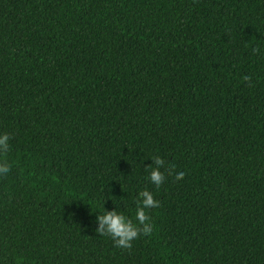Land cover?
I'll return each mask as SVG.
<instances>
[{"label": "trees", "instance_id": "trees-1", "mask_svg": "<svg viewBox=\"0 0 264 264\" xmlns=\"http://www.w3.org/2000/svg\"><path fill=\"white\" fill-rule=\"evenodd\" d=\"M0 134V264H264V0H0Z\"/></svg>", "mask_w": 264, "mask_h": 264}, {"label": "clouds", "instance_id": "clouds-1", "mask_svg": "<svg viewBox=\"0 0 264 264\" xmlns=\"http://www.w3.org/2000/svg\"><path fill=\"white\" fill-rule=\"evenodd\" d=\"M248 79L247 77L245 78ZM9 135L0 134V152H7L9 150ZM165 167V161L159 157L152 158V164L146 166V169H151L149 174V181L151 185L159 190L166 182V177L161 169ZM11 171L10 166L6 163H0V176H6ZM184 172L176 174L177 181L183 180ZM135 221L133 222L126 214L116 210H107L105 207L101 214L96 215L95 224L97 225L95 231L103 236H109L117 247L130 249L134 241L141 237H147L152 232L150 217L147 214L148 210L159 208V204L155 201L151 191L145 189L138 193L136 200Z\"/></svg>", "mask_w": 264, "mask_h": 264}]
</instances>
